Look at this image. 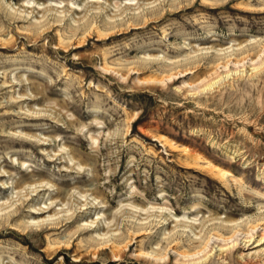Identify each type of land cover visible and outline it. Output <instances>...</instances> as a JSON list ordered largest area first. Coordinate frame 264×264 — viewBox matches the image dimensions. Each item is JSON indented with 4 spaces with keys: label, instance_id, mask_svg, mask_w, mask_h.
<instances>
[{
    "label": "rangeland",
    "instance_id": "obj_1",
    "mask_svg": "<svg viewBox=\"0 0 264 264\" xmlns=\"http://www.w3.org/2000/svg\"><path fill=\"white\" fill-rule=\"evenodd\" d=\"M0 264H264V0H0Z\"/></svg>",
    "mask_w": 264,
    "mask_h": 264
},
{
    "label": "bare ground",
    "instance_id": "obj_2",
    "mask_svg": "<svg viewBox=\"0 0 264 264\" xmlns=\"http://www.w3.org/2000/svg\"><path fill=\"white\" fill-rule=\"evenodd\" d=\"M222 176H226V173H220ZM257 247V246H256ZM257 252H255L254 254H256Z\"/></svg>",
    "mask_w": 264,
    "mask_h": 264
}]
</instances>
